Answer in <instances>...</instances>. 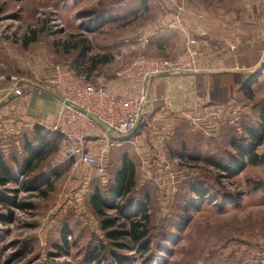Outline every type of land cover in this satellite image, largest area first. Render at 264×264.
<instances>
[{"label":"rangeland","instance_id":"obj_1","mask_svg":"<svg viewBox=\"0 0 264 264\" xmlns=\"http://www.w3.org/2000/svg\"><path fill=\"white\" fill-rule=\"evenodd\" d=\"M125 2L0 0V75L42 85L53 66L69 65L92 79L115 78L116 58L131 21L121 14ZM131 9L127 6L125 13ZM246 96V116L235 114L227 125L236 135L241 134L240 123L258 124L261 114L264 122V82ZM189 138L181 142L180 159L164 167V174L153 169L155 177L146 180L138 173L129 196L140 214L127 217L104 209L106 218L115 219L107 229L90 197L95 187L103 190L112 182L118 163L107 165L103 179L81 165L73 167L61 148L33 172L55 176L52 187L43 188L45 197L17 184L6 186L17 191L18 203L32 206L11 209L13 221L0 224V264H264V136L232 177L205 160L221 161L232 151L225 132L212 136L203 129ZM193 148L197 160L188 158ZM182 183L187 193L178 192ZM194 185L206 195L190 192ZM144 209L149 217L147 249L128 234L130 222L139 221ZM7 211L0 208V213ZM112 231L115 239L108 235Z\"/></svg>","mask_w":264,"mask_h":264},{"label":"crops","instance_id":"obj_2","mask_svg":"<svg viewBox=\"0 0 264 264\" xmlns=\"http://www.w3.org/2000/svg\"><path fill=\"white\" fill-rule=\"evenodd\" d=\"M130 5L132 13H125ZM121 14L131 19L121 41L123 57L171 56L182 50L186 41L192 43L197 55L193 73L149 81L145 121L129 137L108 146L113 137L95 129L87 142L90 154L104 151L106 168L112 163H118L119 168L125 156L136 182L138 173L148 180L155 177L153 169L163 173L164 167L174 165L180 156L172 150L179 148L186 136L191 139L203 129L215 136L233 123L235 114L246 116V95L264 82V0H233L226 4L219 0H126ZM257 72L260 75L249 89L240 88L239 83ZM6 77L0 83V155L14 173H20L38 134L51 132L56 101L41 89L40 83L27 84L16 75ZM11 78L20 81L19 94L8 96ZM107 88L122 97L132 94L129 81L113 76L107 79ZM11 127H15L13 132ZM61 148L67 153L63 141L52 144L51 152L43 160L34 161L25 177L32 176ZM81 166L95 175L94 168ZM38 174L46 173L40 170ZM53 177L45 175L47 184L39 190L51 188Z\"/></svg>","mask_w":264,"mask_h":264},{"label":"built area","instance_id":"obj_3","mask_svg":"<svg viewBox=\"0 0 264 264\" xmlns=\"http://www.w3.org/2000/svg\"><path fill=\"white\" fill-rule=\"evenodd\" d=\"M123 58L121 52L116 58L120 65L114 76L131 83L132 94L128 97L109 91L103 75L92 79L89 73L77 72L69 65L53 66L52 74L40 85L55 98V122L50 131L61 136L73 167H92L95 175L103 179L106 176L104 151L93 155L86 150L92 132L102 129L111 135L113 139L108 140V146L129 137L145 121L149 81L164 75H185L196 70L197 62L190 41L171 56L136 54ZM6 80L5 75H0V83ZM11 80L9 91L19 94L20 81ZM9 130L13 132L15 127Z\"/></svg>","mask_w":264,"mask_h":264},{"label":"trees","instance_id":"obj_4","mask_svg":"<svg viewBox=\"0 0 264 264\" xmlns=\"http://www.w3.org/2000/svg\"><path fill=\"white\" fill-rule=\"evenodd\" d=\"M259 75L260 73L257 72L248 76L243 83H239L240 88L243 90L249 89L250 86L256 82ZM259 118L260 121L255 125L238 123L240 125V130H242L240 135H236V129H234L233 126L224 127L222 132H225L227 144L232 148V151L230 153L227 152L226 158L221 161L213 157L214 160L205 158L206 162L213 161L214 166L219 168L224 176L232 177L240 172L246 165L245 157L252 154L257 141L264 136L263 115L261 114ZM35 129L38 132L41 131V128L39 127H36ZM60 141H62V138L58 133L48 132L41 135L38 134L36 145L30 147L29 155L20 167V173H14L0 155V208L8 209L7 213H0V224L6 225L13 221V213L11 209L16 208L24 210L26 207L32 206L25 203H18L14 195L17 191L14 189H7L6 186L8 184H17L21 187V190H24L25 192H37L43 197L46 196L44 191L39 190L40 186L47 184V181H45V175H36L29 178H26L25 176L26 173L30 171L33 162L43 160L48 153L51 152L52 144L56 146ZM182 145L183 144L181 143L179 148L172 150L178 156H181L182 154ZM194 151L195 149L193 148L190 149V152L188 153V158L190 160H197L200 158L199 155L194 154ZM125 158L126 157L123 156L122 164L115 173L112 182L103 190L99 187H95L91 193L90 205L96 214L101 217L104 216L102 221L103 229L110 228L115 224V219L106 218L104 215V209L118 211L120 214L128 217L131 216L132 213L138 211L139 208V205L135 204L134 198L129 196L135 186L134 170L132 165H130ZM19 178L25 179L20 181ZM192 187L193 188L190 189V192L194 195L200 197L206 195L197 185ZM178 192L187 193L185 183H182V186H179ZM117 199H123V202L120 205H117L115 203ZM140 212L141 211H138L139 214ZM148 222L149 217L144 209L141 219L136 222H130L129 224V236L137 243H140V247L144 249H147L149 245L147 240L149 233ZM108 235L115 239L117 237V232L112 231L108 233Z\"/></svg>","mask_w":264,"mask_h":264},{"label":"water","instance_id":"obj_5","mask_svg":"<svg viewBox=\"0 0 264 264\" xmlns=\"http://www.w3.org/2000/svg\"><path fill=\"white\" fill-rule=\"evenodd\" d=\"M259 69H260V70L262 69V65L260 66V68H259ZM193 72H194V71H192V72H189V73H193ZM189 73H187V74H189ZM14 87H16V85H14V86H13V88H14ZM11 93H12V91H9V94H8V96H9ZM2 101H3V100H2ZM2 101H1V102H2ZM137 128H138V126L136 127V129H137ZM136 129H135V130H136Z\"/></svg>","mask_w":264,"mask_h":264}]
</instances>
